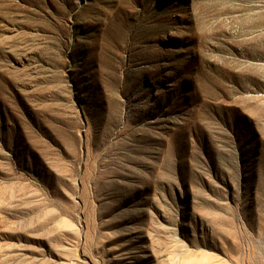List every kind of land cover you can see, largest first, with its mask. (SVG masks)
<instances>
[{
  "label": "rangeland",
  "instance_id": "obj_1",
  "mask_svg": "<svg viewBox=\"0 0 264 264\" xmlns=\"http://www.w3.org/2000/svg\"><path fill=\"white\" fill-rule=\"evenodd\" d=\"M0 264H264V0H0Z\"/></svg>",
  "mask_w": 264,
  "mask_h": 264
},
{
  "label": "bare ground",
  "instance_id": "obj_2",
  "mask_svg": "<svg viewBox=\"0 0 264 264\" xmlns=\"http://www.w3.org/2000/svg\"><path fill=\"white\" fill-rule=\"evenodd\" d=\"M140 208H141V207H140ZM140 208H138L137 212H140V211H141Z\"/></svg>",
  "mask_w": 264,
  "mask_h": 264
}]
</instances>
